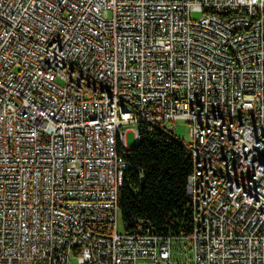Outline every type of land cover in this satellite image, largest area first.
Masks as SVG:
<instances>
[{"label": "built area", "instance_id": "1", "mask_svg": "<svg viewBox=\"0 0 264 264\" xmlns=\"http://www.w3.org/2000/svg\"><path fill=\"white\" fill-rule=\"evenodd\" d=\"M179 120L191 232L121 229L123 126ZM73 258L264 264V0H0V264Z\"/></svg>", "mask_w": 264, "mask_h": 264}, {"label": "trees", "instance_id": "2", "mask_svg": "<svg viewBox=\"0 0 264 264\" xmlns=\"http://www.w3.org/2000/svg\"><path fill=\"white\" fill-rule=\"evenodd\" d=\"M120 156L128 163L119 194L124 228L130 230L133 220L141 219L158 234L190 233L192 206L186 188L193 158L184 143L159 130L144 131Z\"/></svg>", "mask_w": 264, "mask_h": 264}, {"label": "rangeland", "instance_id": "3", "mask_svg": "<svg viewBox=\"0 0 264 264\" xmlns=\"http://www.w3.org/2000/svg\"><path fill=\"white\" fill-rule=\"evenodd\" d=\"M199 16L200 14H196ZM59 83H62L61 80H59ZM176 127H175V136L178 140L185 144H189L191 142V137H190V126L189 124L184 121V120H179L176 122ZM136 128V125H125L123 126V130L127 131L126 133V139H127V144L130 148H133L137 143L135 140V133L133 132ZM123 222L122 219H120V228L122 229ZM72 264H77L76 263V258L72 259Z\"/></svg>", "mask_w": 264, "mask_h": 264}, {"label": "water", "instance_id": "4", "mask_svg": "<svg viewBox=\"0 0 264 264\" xmlns=\"http://www.w3.org/2000/svg\"><path fill=\"white\" fill-rule=\"evenodd\" d=\"M143 184H144V181H142V185ZM144 225H145L144 227H147V228L151 227V225L149 223H145Z\"/></svg>", "mask_w": 264, "mask_h": 264}]
</instances>
